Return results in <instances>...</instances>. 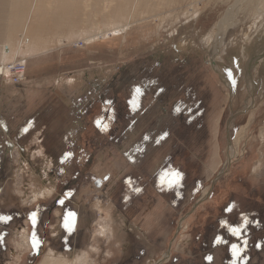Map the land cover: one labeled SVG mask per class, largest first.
<instances>
[{
  "label": "rangeland",
  "instance_id": "rangeland-1",
  "mask_svg": "<svg viewBox=\"0 0 264 264\" xmlns=\"http://www.w3.org/2000/svg\"><path fill=\"white\" fill-rule=\"evenodd\" d=\"M179 2L156 8L166 17L153 39L75 42L0 78L22 90L0 115V217H11L0 220V264H43L48 253L85 264H264V15L250 41L236 39L257 2L243 5L244 22L204 44L236 0L199 1L193 21ZM46 184L59 190L33 256L27 216L52 199L34 197ZM69 212L79 239L68 248L69 233L55 239L53 228Z\"/></svg>",
  "mask_w": 264,
  "mask_h": 264
},
{
  "label": "bare ground",
  "instance_id": "bare-ground-1",
  "mask_svg": "<svg viewBox=\"0 0 264 264\" xmlns=\"http://www.w3.org/2000/svg\"><path fill=\"white\" fill-rule=\"evenodd\" d=\"M179 1L180 0H155L154 4L149 5L148 0H106V2L103 1L105 2L103 6L99 4L100 1L98 2V0L94 1L93 3L92 0L91 1L89 0H29V4H28V0H20V1L8 0L6 2L9 3V7L11 10L9 18L6 19V23H7L6 26H8V29L5 34L3 33L4 35L3 34L0 35V37H2V41L0 42V78L6 77L9 74V71H11L10 67L15 66V64L25 65L26 61L29 58L31 59L37 57L42 58L43 56L49 57L48 52L51 51L52 48L58 50L59 54L62 55L63 49L67 46L74 44L75 42L81 41L83 46H89V45H94L98 40L109 42L118 39H123L124 43H127L128 41L125 40L129 39L128 36L131 37L134 36L136 41H139L138 38H141L142 40L144 39L149 40L151 38L153 39L154 36L156 37L159 36L160 33L157 34L159 27L163 24V22H165V17H166V15L161 13V11L156 12L155 11L156 8L158 10V8H162L163 6L169 5L170 7L172 5L173 6L178 5L180 3ZM199 1L202 0H187L188 5L186 6L185 9H183L184 15H186L184 19L193 21V19L198 15L197 3ZM253 2L254 0H236L235 4L233 5V8H235V10L232 9L227 11L226 14L223 16L222 20L214 26L215 28L209 29L206 33H203V35L201 36L202 42L205 44L206 42H209L211 39H213L214 41L216 39V36L219 35L220 33H221L220 40L222 41L224 38V33L225 31H227L228 26H230L232 23H235L237 24L236 26H239L240 21H243L241 20L240 17V15L244 12L243 10H245L243 9V5L245 6L247 4L251 5ZM256 2L257 4L254 10H252L251 15L246 16L247 18L250 17V21H249L250 25L249 26L247 25L248 27L243 30V33L240 35V37L238 38L233 37V40L229 41L230 44H233L232 41L236 43V39L239 38L243 39V41L246 40L247 38L249 39V36L251 35V31H253V28H256L257 25H259V22L261 20L260 18H262L264 15V0H256ZM179 5L181 6V4ZM150 6L151 7L154 6L155 9H150ZM103 7L107 9L108 12H106L105 10L106 13H104L102 10ZM103 14H106L107 16ZM101 16H103V18H101ZM172 16L173 15L170 14L171 18ZM168 17L169 16H167V18ZM1 19H0V23L4 22V18L1 17ZM2 25L3 23L0 24V27ZM233 45L231 47H233ZM224 47L227 48L226 46ZM242 47H244L245 49L247 46L242 44ZM225 48L224 50H226ZM21 73L22 72H19L18 74L20 75ZM54 79L58 85L59 84L62 85L63 78L61 79L59 77H55ZM73 80L69 78V82L67 81V83L72 85V82H74ZM7 81L4 82L6 83ZM242 134L243 133L238 132L233 139V147L235 149L239 145V141L242 137ZM50 184L49 185L46 184L44 186L46 187V190L36 191L34 193L35 194L34 197L37 198L39 196L49 197L53 193V191L56 190V186ZM58 227H60L59 224L58 226L54 227L53 230L54 231L58 230ZM107 230L108 229H106V231ZM58 253L59 252H57V254ZM65 256L66 258H68L69 254ZM61 257H63V255H61ZM63 259L64 260L62 259L57 260L54 254L48 253V259H46V261H44L43 264H74L75 262L77 263L82 262L83 264H85L86 261L85 256H79L78 258L74 257L72 261H68L67 259H65V257Z\"/></svg>",
  "mask_w": 264,
  "mask_h": 264
},
{
  "label": "flooded vegetation",
  "instance_id": "flooded-vegetation-1",
  "mask_svg": "<svg viewBox=\"0 0 264 264\" xmlns=\"http://www.w3.org/2000/svg\"><path fill=\"white\" fill-rule=\"evenodd\" d=\"M0 176H2L0 174ZM58 189V186H56V190ZM59 190V189H58ZM63 193H65V191H62ZM56 193H53L51 194V198L53 197V195H55ZM70 193H67L65 195L69 196ZM61 196V195H60ZM63 197V195H62ZM66 197V196H64ZM56 200H57V196H55L54 198L48 200V202H42L41 205H38L36 209H34V211L32 213H36V222H35V225H33L32 223V220L29 218L30 217V214L28 217V228H29V232L32 234V236L30 237L29 236V239H30V245H32V252H33V256L35 254H40V249L42 248V243H41V240H42V235L40 233H44L43 232V229L45 227V224L46 223H50L51 220H52V217L50 215V210H51V206L53 205L54 207L56 206ZM59 201V200H58ZM58 203V202H57ZM55 215H53V218H54ZM65 218L66 216L65 215H61L60 216V220L58 222V224L60 225V227H58V230H56V237H54L55 239H57V237H60L62 236L63 234L65 233H69V237L67 239V242L65 240H61L63 245L66 247H75L76 246V243H77V240L79 239V236H78V226H79V220L78 218L75 219L74 221V231H69L64 225H65ZM40 227V228H39ZM37 231L39 232V234L41 235H38L37 234ZM58 232V233H57ZM33 236L38 237L39 238V246L38 248L36 249H33ZM73 237V238H72ZM41 238V240H40ZM37 240V239H36ZM114 264H119V262H116Z\"/></svg>",
  "mask_w": 264,
  "mask_h": 264
},
{
  "label": "snow or ice",
  "instance_id": "snow-or-ice-1",
  "mask_svg": "<svg viewBox=\"0 0 264 264\" xmlns=\"http://www.w3.org/2000/svg\"><path fill=\"white\" fill-rule=\"evenodd\" d=\"M137 91H139L137 89ZM25 131H27V129H25ZM68 156H70V153L66 154L65 158H67ZM177 176H179V174L177 173L176 174ZM107 179V178H106ZM62 203V201H61ZM230 209H225V211H229ZM31 220H32V223L33 225H35V222H36V213H31L30 214V217H29ZM8 219H11V217H0V220H8ZM74 221H75V213L73 212H69L65 218V227L69 230V231H72L73 230V226H74ZM222 223H226V222H222ZM231 232L234 234V235H239V229L237 228H233L231 229ZM217 242H219V239L217 240ZM246 243V241H245ZM39 246V241L36 240L35 236H33V249H36L38 248ZM235 245H233V248L235 249ZM257 247H259V245H257ZM207 259L211 260V257H207Z\"/></svg>",
  "mask_w": 264,
  "mask_h": 264
},
{
  "label": "crops",
  "instance_id": "crops-1",
  "mask_svg": "<svg viewBox=\"0 0 264 264\" xmlns=\"http://www.w3.org/2000/svg\"><path fill=\"white\" fill-rule=\"evenodd\" d=\"M6 1H8V0H6ZM8 6H9V4H8ZM5 22H6V20H5ZM2 23H4V22H2ZM4 30H5V28L2 31H4ZM7 89H9V90H7ZM13 89L14 88H12L10 86H7V82L6 83L5 82L2 83V87L0 88V108H1L0 109V111H1L0 115L7 113V110H5V105H6L7 101H9L7 97H11L12 99L10 101H14V99L17 97L16 94L22 92L21 88L19 90L18 89L17 90H15V89L13 90ZM3 91H4V93L5 92L6 93L2 95ZM18 95H20V94H18ZM8 112H9V110H8Z\"/></svg>",
  "mask_w": 264,
  "mask_h": 264
},
{
  "label": "built area",
  "instance_id": "built-area-1",
  "mask_svg": "<svg viewBox=\"0 0 264 264\" xmlns=\"http://www.w3.org/2000/svg\"><path fill=\"white\" fill-rule=\"evenodd\" d=\"M10 70L14 71L17 75H19L18 73L22 72L23 67L22 65H15V66L10 67ZM17 80H18L17 76H14V82H16Z\"/></svg>",
  "mask_w": 264,
  "mask_h": 264
}]
</instances>
